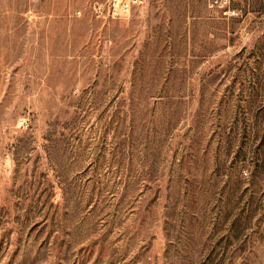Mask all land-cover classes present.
<instances>
[{
	"label": "rangeland",
	"instance_id": "rangeland-1",
	"mask_svg": "<svg viewBox=\"0 0 264 264\" xmlns=\"http://www.w3.org/2000/svg\"><path fill=\"white\" fill-rule=\"evenodd\" d=\"M93 2L0 0V264H264V0Z\"/></svg>",
	"mask_w": 264,
	"mask_h": 264
},
{
	"label": "built area",
	"instance_id": "built-area-1",
	"mask_svg": "<svg viewBox=\"0 0 264 264\" xmlns=\"http://www.w3.org/2000/svg\"><path fill=\"white\" fill-rule=\"evenodd\" d=\"M148 0H94L92 11L94 15L102 19H116L129 15L134 8L145 5ZM234 0H209V5L219 8L223 16L230 18L237 14L236 8L233 6ZM78 10V14H81ZM245 174L248 171H244Z\"/></svg>",
	"mask_w": 264,
	"mask_h": 264
}]
</instances>
